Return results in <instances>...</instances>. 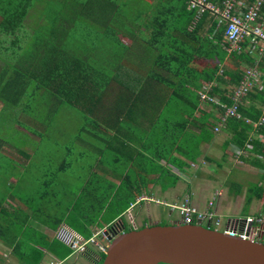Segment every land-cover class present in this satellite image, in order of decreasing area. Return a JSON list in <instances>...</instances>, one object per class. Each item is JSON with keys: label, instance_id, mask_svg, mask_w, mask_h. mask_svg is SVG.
<instances>
[{"label": "trees", "instance_id": "obj_1", "mask_svg": "<svg viewBox=\"0 0 264 264\" xmlns=\"http://www.w3.org/2000/svg\"><path fill=\"white\" fill-rule=\"evenodd\" d=\"M210 1L220 4L223 0ZM224 33L225 26L218 25L212 13L199 14L188 0H0V35L13 38L3 47L10 53L7 69L0 73V81L5 80L0 89L5 108L9 107L6 100L18 106L20 99L35 97L74 108L85 125L104 133L88 130L102 141L113 162L131 167L124 174L113 169L117 185L99 178L94 182L104 187L83 186L63 205L69 218L64 213L57 224L67 222L86 239L88 227H99L101 215L108 212L117 218L105 224L112 235L119 229L130 231L121 217L145 189L149 169H158L157 177L164 180L162 190L175 185L179 178L170 167L182 171L185 164L179 157L193 163L199 155L201 138L192 137V127L207 141L219 120L202 106L210 105L222 115L223 110L209 100L230 105L231 93L245 70L255 69L253 59L242 50L228 51ZM121 36L129 42L124 43ZM199 61L201 67L196 66ZM263 66L256 70L264 87ZM8 72V77L3 75ZM246 99L252 103L249 108L241 107ZM241 102V119H226L221 131L228 135L226 145L247 150L250 143L258 154L263 145L249 140L253 129L244 119L253 122L262 115L264 88L248 92ZM140 118L147 121L141 149L166 166L146 165V159L137 157L140 152L125 140V135H138ZM85 125L80 132L87 130ZM263 125L256 132L264 134ZM103 150L98 151L102 157ZM67 165L63 161L61 169ZM134 169L139 181L133 179ZM44 184L45 199L52 188L49 182ZM248 190L247 204L262 198L264 185ZM92 253L101 264L104 253Z\"/></svg>", "mask_w": 264, "mask_h": 264}, {"label": "crops", "instance_id": "obj_2", "mask_svg": "<svg viewBox=\"0 0 264 264\" xmlns=\"http://www.w3.org/2000/svg\"><path fill=\"white\" fill-rule=\"evenodd\" d=\"M12 39V37L4 38L0 35V57L4 59H0V73H2L3 71L5 72V70L7 69L5 63L9 59L8 53H10L6 52L3 47L8 45V41H11ZM258 46L259 48L256 49H249L246 47H243L241 49L243 54L253 59V65L255 69L256 67L258 68L259 64H264V45L260 43ZM262 68L264 69V66ZM4 74H6V77L9 76V72L3 73V75ZM4 83L5 80L3 82V80L1 79L0 89L2 88ZM258 87L255 88H264L263 85H258ZM6 101L8 103V106H12V108L10 110H6V105L2 103V100H0V113L3 112L2 115L12 114L20 117V119L16 118L15 120V132L23 138H28L30 140L31 137L36 138L37 136L34 135V132L30 133L28 124L31 121H38L40 119L38 113H40V108L42 107L46 118L43 117L40 120L47 119L49 114V109L47 107L49 106V104H52V102L47 103L46 101L41 100L37 102L38 104L36 106L38 107V109L36 111H32L30 99H20L17 102L18 106H15V103L10 100ZM251 104L252 103L248 102V99H246L243 101L241 107L249 108ZM263 106L261 107L262 115L257 121L252 122L249 119H244L245 121H248L247 123L251 124V127L253 129L248 134L249 140H257L261 145H263L260 153H255L253 144L250 143L247 147V150L239 149L231 143L226 145L228 135L223 133L221 129L216 134L212 133L211 131V138L205 141L203 140L205 139L204 135L202 137L201 133H199L195 127V129H193L192 127V130L194 131L192 137L195 139L201 138L200 145L197 149V151H199V155L193 163L189 162L183 157H179V160L183 162L185 166H183L182 171L176 170L178 174L174 172V167H170V170L176 176H178L179 179L174 186L169 187L165 190H162L160 185V183H163L164 180L161 181V179H159L156 175V173H158V169H154L156 171L153 172H151V168L149 169L148 174H146L147 176L145 189L140 191L139 196L131 203L133 204V207L128 208V210L124 214L127 216L129 227L132 229H139L146 226L158 225L157 220H152L154 219V216L152 213V208L150 207V204L152 203H160L156 197H161L164 199L161 202L168 209L167 217L170 218L171 214L175 211H171L166 204L177 203L186 194H188L190 196L192 204L198 209L202 210L212 199L214 192L218 191L220 192V195L215 199L214 208L218 214L223 215L220 212H222L224 208H227V202L223 204L222 201L226 185H224L223 182H219V179L217 178L218 173L223 174V169H225V171L227 172L230 170L249 172L251 166L254 169H263L261 180L256 184V186H263L264 164L261 161H256L258 159L264 158V134L256 132V129L259 127L258 123L260 119L264 117ZM202 107L207 111L211 110L210 112H212L211 114L215 118L219 116V114L214 113L215 110L212 111L210 105H204ZM1 109L5 111H2ZM7 111H9V113H7ZM197 117L198 115L196 114L195 118ZM138 122L139 124L142 123L139 131L135 132V134L138 135H125V140L130 143L138 151V153L140 152L138 155H136L137 157H139L143 161L146 159V165H156L157 163L166 166L163 161H158V159L155 158L152 159V157L148 156L147 153H145V151L141 149L144 142L140 141V139H145L146 141L147 138L145 137V131L142 127H145L147 121L144 122L140 118ZM263 123L260 124V126L263 125ZM254 125L258 127L254 128ZM220 132L225 135V138L218 140L216 135ZM185 143L189 142L185 141ZM29 146V141H26V144H21L20 146H11L3 137H0V264H48L50 261L55 260L62 261L63 264H66L70 260L72 252H70L65 246L63 247V244L55 238L54 234L56 230L61 226H66L76 234L78 233L70 228L67 225V222L57 224L59 220H62V217L64 218L63 215L65 213V210L63 209V202L59 201L57 192L54 189H51L48 198L46 197L44 199L42 198L43 191H41L42 188L46 186L44 183L49 182L51 188L53 186H56L57 175L55 172H58L62 169L61 167H52L51 169V166L45 164L32 163L31 156L34 154V150H32ZM232 147L238 149L241 152H244V157H237L234 154L235 157L231 158L232 152L230 151H232ZM98 155L99 159L97 161L101 166H105L104 164L100 163V158L102 157V155L100 153H98ZM110 156V163H105L107 166H112V168L109 167L111 168V170L109 171V168L106 169V167H101V171H104V177H106L108 181H111L112 183L117 185L119 184V182L112 177V171H115L117 167H122V169L119 171H122V174H124L125 172L128 173V170L129 168L131 169V167L116 165V162H113L112 155ZM149 158L151 160H148ZM102 160L106 161V159H104L103 157ZM221 163L226 166L228 165L229 167L225 168L226 166H224V168H222ZM93 169L94 168L91 167V171ZM137 170L134 169L133 179L139 181L140 177L135 173ZM106 172L109 173L107 174ZM209 172H212V175H207L206 177H204V175L208 174ZM143 176L144 174L142 175V177ZM88 180L89 178H87V181ZM137 183L139 184V182ZM229 186H232L233 188L236 187L238 189V186L240 185L238 182H235L233 185L230 184ZM248 189H246L244 193L241 188V192L238 193L242 194V199L239 200V202H241L243 207H245L247 204L246 199L249 196ZM141 197L149 198L151 200L144 199L136 202L137 199ZM252 202H257V206H253L250 213H248L247 215H256L257 213L262 212L264 210V193L262 198H253V201H250L248 205L251 206ZM132 212H134V217L131 214ZM65 214H67L68 216V213ZM247 215L245 214L244 216ZM116 219H114L113 217L112 222L116 221ZM176 219L173 220L172 224L166 225H174ZM104 226H102V228H104ZM102 228L100 226H92L88 227V230L91 234L93 230L96 231ZM59 244H62L64 251H60ZM92 252H94V250H88L85 254L82 255L86 262L85 264H97V260H95L94 257H91V255L93 254ZM71 264H79V262L77 259H74Z\"/></svg>", "mask_w": 264, "mask_h": 264}, {"label": "rangeland", "instance_id": "obj_3", "mask_svg": "<svg viewBox=\"0 0 264 264\" xmlns=\"http://www.w3.org/2000/svg\"><path fill=\"white\" fill-rule=\"evenodd\" d=\"M120 38H122V36ZM121 40L124 43L129 42L127 39L124 38H122ZM233 60L234 59H231L230 61L232 62ZM202 65L203 62L201 61L196 62L197 67H201ZM46 100L51 101L52 99L46 98ZM39 101L41 100L38 97L32 98V100H30L32 111H36L38 109L36 105L38 104L37 102ZM47 108L49 109V114L47 119L40 120L43 117L46 118L42 107L40 108L41 109L40 113H38L40 119L38 121H31L28 124L30 128V133L34 132V135L37 136L36 138L31 137V140L28 138H23L22 136L18 135L14 130V126H16L15 120L16 118L20 119V117L12 114L2 115L3 112L0 113V137H3L11 146H15V145L20 146L21 144H26V141H29L30 142L29 147L32 150H34V154L31 156L32 163L45 164L51 166V169L52 167L53 168L61 167L63 161H65L68 164L67 166H65V170H59L58 172H55L57 175V180H56L57 184L56 186L52 187V190L54 189L57 192L59 201L63 202L64 203L63 205H66L68 203L66 201L74 199V197L78 195L80 189L83 188V186L85 185L87 186L100 185L104 187V185L101 182L96 183L94 181L99 180V178L106 179V177H104L103 174L104 171L103 172L101 171V167L102 168L106 167V169L109 167L112 168V166L106 165L107 162L110 163L109 158H111V156L106 152L107 150L102 148L103 147L102 141L96 138L95 136H93L92 133H89V131L97 132L100 136H103L104 133L95 131L93 129V126L91 125H85V120L77 110H75L74 108H70L68 106H64L62 104H57L55 102L54 105L49 104ZM1 110L5 111L3 109ZM6 110H9V107H7ZM7 113H9V111H7ZM121 124L124 126V122H122ZM83 125L86 126L87 130H85L84 132L83 131L80 132L79 129ZM216 137L218 140H221L225 138V135L220 132L219 134L216 135ZM99 150L104 151L103 158L106 159L105 161L106 163H104L105 166L103 165L101 166L97 161L99 159V155H98ZM231 150H232L230 151L232 152L231 158L235 157V155L237 157L238 156L244 157L245 155L244 152H241L233 147L231 148ZM256 161L257 162L261 161L264 164V158L258 159ZM262 163H258V164H262ZM224 166L226 165L221 163V167L224 168ZM91 167L94 168L92 171H91ZM227 167L229 166L227 165L225 168ZM111 168H109V171L111 170ZM121 169L122 167H117L116 170L122 173V171H119ZM174 172L177 173L176 170H174ZM222 173L223 174L218 173L217 178L219 179V182H223L224 185H226L224 190V197L222 198V201L223 204L227 202L226 207L229 210L227 208H224V210L223 211L221 210L222 212L220 213L225 216H231V217H241L244 216L245 214L247 215L248 213H250L251 208L253 206L254 207L257 206V202H252L251 206L246 204V206L243 207L241 202H239V200L242 199L241 198L242 194H238V193L241 192V188L243 192L246 191V189L248 188H252V189L255 188L257 182L261 180L263 169L261 170H259L258 168L254 169L251 166L249 172H243L239 170H230L227 172L225 171V169H223ZM207 175H212V172H209L208 174L204 175V177H206ZM87 178L89 179L91 178L90 180L91 183L87 181ZM235 182H238L240 185L238 186V189L236 187L233 188L232 186H229L230 184L233 185ZM49 191H51V189ZM156 198L160 203L150 204L154 216V219L152 220H157L158 225L172 224L173 220L176 219V213L173 212L170 218H168L167 217L168 209L161 202L164 199L161 197H156ZM131 214L134 217V212H132ZM113 217L114 216L112 215V213L106 212L102 214L100 217L101 219L99 220V226L100 227L104 226L107 222L111 221ZM121 218H122L121 220L127 223L126 225H128L127 216L124 215ZM93 233H95V230H93L90 236ZM97 240H99V238H97ZM260 241L264 244V235L262 236ZM100 242L102 244L107 243L103 239H101ZM63 247L62 244H59L60 251H64ZM88 250L93 251L96 249L93 248L92 246H89ZM70 252L72 251L70 250ZM82 255L83 254L72 253L70 260L66 264H71L74 259H77L79 264H85L86 262L82 257Z\"/></svg>", "mask_w": 264, "mask_h": 264}, {"label": "built area", "instance_id": "obj_4", "mask_svg": "<svg viewBox=\"0 0 264 264\" xmlns=\"http://www.w3.org/2000/svg\"><path fill=\"white\" fill-rule=\"evenodd\" d=\"M188 6L191 9H196L199 14L206 11L212 13L217 24L225 26L224 36L225 42L228 44V51H240L242 44H246V48L249 49L259 48L260 43L264 45V13H262L264 0H251L249 3L246 0H223L220 4H214L210 0H188ZM259 75L256 69L249 68L245 70L242 81L230 97V105H222L214 99L209 100L223 110V114L219 115V120L213 127L214 133L220 131L226 119H241L238 113L241 100L248 92L260 85ZM263 122L264 117L260 119L258 125L260 126ZM253 127L257 128L258 126L254 125ZM219 195L220 192L215 191L212 199L202 210L192 204L188 194L179 202L166 205L171 211L177 213V219L174 223L176 225H201L232 238L259 242L264 234V210L256 215L223 216L218 214L214 208L215 199ZM144 199L148 198L141 197L136 202ZM131 207H133V204L129 208ZM54 235L72 253L79 254H85L89 246L95 248L94 251L104 253L109 244L107 238L109 236L113 237L108 226L96 230L87 239L82 238L66 226L59 227ZM101 239L107 243L102 244ZM48 264H63V262L55 260L50 261Z\"/></svg>", "mask_w": 264, "mask_h": 264}, {"label": "water", "instance_id": "obj_5", "mask_svg": "<svg viewBox=\"0 0 264 264\" xmlns=\"http://www.w3.org/2000/svg\"><path fill=\"white\" fill-rule=\"evenodd\" d=\"M101 264H264V244L201 225H151L107 238Z\"/></svg>", "mask_w": 264, "mask_h": 264}, {"label": "flooded vegetation", "instance_id": "obj_6", "mask_svg": "<svg viewBox=\"0 0 264 264\" xmlns=\"http://www.w3.org/2000/svg\"><path fill=\"white\" fill-rule=\"evenodd\" d=\"M120 231H121V229L117 230V231L115 232V234L119 233Z\"/></svg>", "mask_w": 264, "mask_h": 264}]
</instances>
